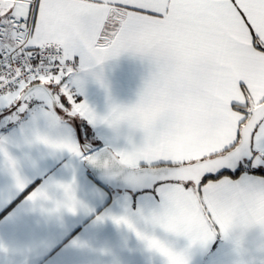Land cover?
Returning a JSON list of instances; mask_svg holds the SVG:
<instances>
[{
	"label": "snow or ice",
	"instance_id": "1",
	"mask_svg": "<svg viewBox=\"0 0 264 264\" xmlns=\"http://www.w3.org/2000/svg\"><path fill=\"white\" fill-rule=\"evenodd\" d=\"M0 177V264H264V0H0Z\"/></svg>",
	"mask_w": 264,
	"mask_h": 264
},
{
	"label": "crops",
	"instance_id": "2",
	"mask_svg": "<svg viewBox=\"0 0 264 264\" xmlns=\"http://www.w3.org/2000/svg\"><path fill=\"white\" fill-rule=\"evenodd\" d=\"M145 69L138 61L131 58H122L116 67L111 71L110 75L113 78L114 83L120 87L129 90V96L136 89L140 83V78L144 74ZM67 159V158H65ZM84 175L92 180L94 183L97 182L89 173L87 168L84 166ZM2 180V177H0ZM0 219H3L0 217ZM82 225L77 226L76 231L82 230ZM48 231V226L38 221V218L34 216L25 217L22 226L15 231L14 235L17 239L21 241H30L32 239H38L44 236ZM8 230L0 228V234L7 235ZM75 234V232L73 233ZM250 239L258 240L259 233L257 230H253L250 233ZM71 239V235L64 237L63 243L66 244ZM97 239L100 241L108 240L112 243H116L119 239L117 230L111 224L106 225L99 230ZM62 247V244H58L57 248ZM55 251V249L53 250ZM49 255H52L51 253ZM131 256L130 264H161V258L159 257H149L145 253L135 252L128 254ZM30 259L31 264H49L48 257L43 259H38L35 255L31 257H26ZM232 259V251L229 244L221 239H217L215 243L212 244L211 250L205 255H198L196 257V264H230Z\"/></svg>",
	"mask_w": 264,
	"mask_h": 264
},
{
	"label": "water",
	"instance_id": "3",
	"mask_svg": "<svg viewBox=\"0 0 264 264\" xmlns=\"http://www.w3.org/2000/svg\"><path fill=\"white\" fill-rule=\"evenodd\" d=\"M85 167L87 168L89 173L92 175V177L95 179V181H99L100 180L99 175L96 173V171L94 169H92L90 167H87V166H85ZM101 183H102V181H101Z\"/></svg>",
	"mask_w": 264,
	"mask_h": 264
}]
</instances>
